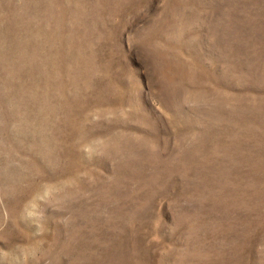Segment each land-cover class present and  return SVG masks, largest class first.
Wrapping results in <instances>:
<instances>
[{"label": "rangeland", "instance_id": "1", "mask_svg": "<svg viewBox=\"0 0 264 264\" xmlns=\"http://www.w3.org/2000/svg\"><path fill=\"white\" fill-rule=\"evenodd\" d=\"M0 264H264V0H0Z\"/></svg>", "mask_w": 264, "mask_h": 264}]
</instances>
